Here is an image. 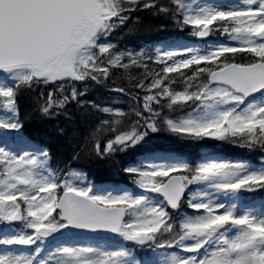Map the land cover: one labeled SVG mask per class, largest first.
Here are the masks:
<instances>
[{
  "label": "snow or ice",
  "instance_id": "1",
  "mask_svg": "<svg viewBox=\"0 0 264 264\" xmlns=\"http://www.w3.org/2000/svg\"><path fill=\"white\" fill-rule=\"evenodd\" d=\"M138 11L226 42L157 47L153 72L146 51L112 40ZM113 70L143 90V103L128 124L129 113L87 102L107 117L80 134L89 157L113 158L167 132L258 151L259 162L152 153L122 167L138 191L116 192L54 168L21 132L20 92L50 87L39 112L51 117L83 107L88 82L103 86ZM105 130L114 135L102 140ZM254 193H264V0H0V264H264V200L250 201Z\"/></svg>",
  "mask_w": 264,
  "mask_h": 264
},
{
  "label": "trees",
  "instance_id": "2",
  "mask_svg": "<svg viewBox=\"0 0 264 264\" xmlns=\"http://www.w3.org/2000/svg\"><path fill=\"white\" fill-rule=\"evenodd\" d=\"M186 32L187 30H181L171 20L155 16L148 11H138L132 14V19L129 20L126 27L114 33L112 40L118 44L121 50L125 48L130 51L143 49L152 56L154 53L151 51L156 47L169 46L185 39ZM148 64L153 72L159 71L162 67L154 62V57L153 61H148ZM76 87L79 90H84L85 85L77 83ZM119 87L125 88V93L112 90ZM50 90H52L50 87L40 85L31 91L22 90L20 92L18 97L19 112L25 125L21 132L33 143L46 148L51 153V163L54 168L64 169L66 166H70L72 169L84 173L86 180L94 186L131 185L133 178L126 175L122 171V167L134 161H142L152 153H176L182 155L183 160L189 163H194L197 153H200L197 149L199 142L179 139L167 132H160L152 134L149 139L150 143L129 149L128 152L118 154L113 158L89 157L82 144L83 137L80 134L107 117L102 112L89 107L87 102L94 101L99 106L122 108L124 112L129 113L125 123L130 124L136 120L132 110L139 109L143 103V90L133 88L127 75L113 70V75L103 86L88 82L87 94L80 98L85 102L83 107L73 102L59 115L46 117L39 112V107L44 100L40 94L44 93L46 96ZM68 91H70V86ZM111 135L114 133L105 130L101 133V139ZM159 139L165 140L161 142ZM77 152H79V159H73Z\"/></svg>",
  "mask_w": 264,
  "mask_h": 264
},
{
  "label": "rangeland",
  "instance_id": "3",
  "mask_svg": "<svg viewBox=\"0 0 264 264\" xmlns=\"http://www.w3.org/2000/svg\"><path fill=\"white\" fill-rule=\"evenodd\" d=\"M216 2L218 3H229V2H235V0H216ZM189 34V32H186V36ZM192 38L189 39H183L182 41H179L175 44L169 45V46H158L159 48H161L162 50H171V49H176V50H182L184 48H201L204 49L206 47H208L209 45H213L215 43H219V42H226L225 41V37L220 34V33H214L211 36H209L208 39L206 40H201L199 42L197 41H192L190 40ZM157 48V47H156ZM156 48L154 50H152V53H154L153 57L155 58L156 55ZM118 104V103H116ZM114 109H119L116 107H112ZM121 110V109H119ZM176 114V116H182L183 113L181 112H176L174 113ZM152 134H156V133H150V137L149 139H151ZM169 134V133H168ZM171 135V134H169ZM161 142H164L165 139H159ZM153 142H157L156 140H152ZM168 142H173V141H169ZM151 140H148L147 143H150ZM199 142L198 145V150L200 153H197L196 156V162L198 163L200 162L203 158H216V159H225V160H232V161H239V160H246L244 158L245 155L247 154H251L253 156V159L251 160H247V161H251L254 163H258L260 160V153L258 151L252 152L250 150H248L247 148L245 150H238L236 147V145H233L231 143L228 142H221V141H216V140H212V139H204L202 141H196ZM213 146H215V148L217 149H213ZM242 148V147H240ZM247 151V152H246ZM232 153H235L236 155L232 156ZM164 154H169V153H164ZM256 155L258 157H256ZM243 156V157H241ZM150 157V156H149ZM259 158V159H257ZM98 190H111V191H120L121 189H128L131 191H138V189L135 188L134 184L132 183L131 185H129V187L126 186H115V185H105V186H101V187H96ZM249 200H255V203L257 205H259L261 203L262 200H264V193H254V194H250L249 195ZM86 242V241H85ZM93 243H107V246L109 248L111 247H115L118 246L119 243H121L119 241V238L116 237V239H112V240H103V239H92ZM136 251H141L139 256H143L145 254H150L148 249H137ZM138 255V253H137Z\"/></svg>",
  "mask_w": 264,
  "mask_h": 264
},
{
  "label": "water",
  "instance_id": "4",
  "mask_svg": "<svg viewBox=\"0 0 264 264\" xmlns=\"http://www.w3.org/2000/svg\"><path fill=\"white\" fill-rule=\"evenodd\" d=\"M201 39H205V38H201ZM82 236H86V237H107V236H112L109 233H99V234H93V233H83L81 234Z\"/></svg>",
  "mask_w": 264,
  "mask_h": 264
},
{
  "label": "bare ground",
  "instance_id": "5",
  "mask_svg": "<svg viewBox=\"0 0 264 264\" xmlns=\"http://www.w3.org/2000/svg\"><path fill=\"white\" fill-rule=\"evenodd\" d=\"M249 159H253V158H249ZM257 159H259V158H257Z\"/></svg>",
  "mask_w": 264,
  "mask_h": 264
}]
</instances>
